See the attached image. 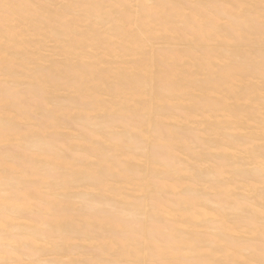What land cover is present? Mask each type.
Segmentation results:
<instances>
[{
    "label": "bare ground",
    "instance_id": "1",
    "mask_svg": "<svg viewBox=\"0 0 264 264\" xmlns=\"http://www.w3.org/2000/svg\"><path fill=\"white\" fill-rule=\"evenodd\" d=\"M58 1L0 0L1 24L13 22L0 26V65L14 75L25 76L23 79L29 77L28 85L37 89L32 95L37 98L35 102L17 105L14 103L21 99L19 93L1 91L0 124L4 125H0V139L13 135L11 140L14 135L29 133L30 136L18 137V140L31 143L33 149L43 147L30 151L34 156L31 166L49 168V172L31 173L25 168L30 166L27 163L29 155L19 156L18 147L14 148L16 153L0 151L3 155L0 159V264H90L81 259L80 248L67 246L74 241L78 244L97 238L102 240L99 247L102 255L121 256L128 259L124 263L129 264H153L149 260L156 252L170 255L166 262L159 264H171L176 260L180 264L191 259V264H264V187L262 191L256 190V183L264 185V179L254 177L264 170V153L259 151L264 148V6H256L264 4V0H204L196 2L199 8L184 6L181 1L185 0H158L156 6H152L150 0H126L128 3L124 0ZM243 3L250 8L241 14L238 10ZM49 4L57 6L50 10ZM84 4L90 5L82 8ZM230 10L236 13L229 14ZM184 29L190 32L183 41ZM23 34L34 35V40L21 39ZM50 35L55 44L47 54L44 40ZM159 45H164L161 52H158ZM132 55L137 56L136 59L122 60ZM218 61L223 62L222 66L213 70ZM128 62L132 64L128 66ZM117 63H126V66H116ZM30 64L34 67H29ZM58 92L63 93L62 97L65 93L80 95L87 98L88 103L83 108L77 104L79 98L56 103L61 97ZM4 105L10 108L4 109ZM132 105L136 107L131 108ZM173 106H182L180 114L167 112V108ZM81 108L83 116L78 117L76 124L86 127L83 132H88L87 128L91 130L89 136L93 133L96 139L77 130L73 131L75 137L68 131L69 124L64 123L70 113ZM99 110L109 116L110 110L119 111L122 119L109 117L103 121ZM91 112L95 114L89 115ZM135 114L141 117L140 123L123 119ZM193 123L205 124L207 128L199 130L198 126H192ZM49 129H53L49 132L59 135L58 138L54 136L49 140L41 134L44 130L47 134ZM118 129L119 135H104L105 131L117 132ZM184 129L194 131V136L182 135ZM206 130L211 132L206 133ZM71 134L78 142L70 140L73 144L68 145L82 147L83 157L67 156V148L60 145L73 139L69 138ZM242 138L260 140L263 145L246 148L249 141L244 142ZM139 141L146 143L140 154L136 152L141 148L136 145ZM124 142L131 144V149L124 148ZM151 144L154 150L162 147L159 149L165 148L167 153L175 150L172 153L179 155L171 156L166 152L153 155ZM104 146L108 150L102 151ZM211 149L216 152L211 153ZM74 152L79 155L78 151ZM210 154L220 159H216L217 164H214L215 156H212L214 161H210ZM180 155L187 159L184 161ZM16 157H20L22 160L18 162L22 163L16 161L19 158L14 160ZM188 158L198 162L192 163ZM209 161L213 165L207 164ZM178 163L188 165L179 168ZM137 167L140 168L138 175L135 174ZM164 170L168 174L164 178L157 176L160 179L154 181V174ZM249 173L254 174L253 178L250 175L248 178L252 179L245 181L249 179L244 175ZM34 174L41 179L32 183L30 178H34ZM196 176L214 182H195ZM99 182L104 190L96 188ZM185 182L188 184H183ZM236 183L246 185L243 187L248 193H240L243 187L239 189ZM125 185L134 189L127 190ZM82 186L97 193V196L90 190L77 193V197L78 194L91 197L94 193L88 202L94 209L92 212L74 208L75 199L66 196L69 189ZM163 188H177L181 193L177 192L179 196L170 194L172 199H169L159 192ZM211 190L216 191L213 192L218 199L207 194ZM154 192L161 194L158 196ZM103 194L107 198H102ZM240 195H244L241 199L248 202L247 206L241 205ZM173 196L178 197L174 199ZM250 204L253 208H249ZM44 208L54 209L50 211L52 214H44L53 218L33 215L43 212ZM29 210L35 212L26 216L24 212ZM120 216L135 217L143 224L141 230L135 227L134 232L124 233L133 238H127V234L125 237L115 235L114 228L129 227V220ZM169 217L173 222L167 221ZM213 217L218 218L221 225L215 224ZM136 219L131 221L138 224ZM147 220L163 225L157 224L154 228ZM164 221L171 226H166ZM98 225L107 226L108 230L99 228L103 233L92 232ZM202 227L206 230H201ZM209 228L222 230L211 234L213 231L209 233ZM77 229L85 234L75 233ZM206 231L210 236H218L219 244L212 242ZM155 233H161L160 237ZM164 235L170 239L165 240ZM245 235L257 240L260 246L253 250L251 246H243L245 241L238 247L228 242L240 236L241 240L243 236L249 241V236ZM17 237L24 239L23 247L29 246L28 254H20L26 258L25 262L17 257L19 252L17 256L12 254V246L21 244ZM30 243L49 244L52 249L50 253L43 252L32 248ZM221 250L226 253L215 261L214 255ZM183 253L195 257L186 258ZM49 254L56 256L58 261L39 260ZM90 256L91 259H85L106 264V258L102 260L97 254ZM132 257L139 259L133 261Z\"/></svg>",
    "mask_w": 264,
    "mask_h": 264
},
{
    "label": "rangeland",
    "instance_id": "2",
    "mask_svg": "<svg viewBox=\"0 0 264 264\" xmlns=\"http://www.w3.org/2000/svg\"><path fill=\"white\" fill-rule=\"evenodd\" d=\"M156 1H158V0H150V2H151V5L152 6H156L155 5V2ZM181 1V0H180ZM185 1H187V2H185ZM185 1H181L183 4H184V6H188V7H190L191 5L193 6V7H195V8H199L198 7V5H197V3L198 2H200V3H203V1L204 0H185ZM194 1V2H193ZM202 1V2H201ZM56 2H60V1H58V0H56ZM66 2H70V0L68 1H66ZM124 3H128V1H126V0H124L123 1ZM197 2V3H196ZM223 2H225V1H223ZM58 4V3H57ZM223 4V3H222ZM52 5V6H51ZM49 4V9L51 8V9H54L56 6H55V4L53 5V4ZM87 5H90V4H87ZM87 5H83V6H81L82 8H85V7H88ZM256 6H259V7H262V6H264V4H262V3H260V4H256ZM112 7H115V6H112ZM245 8V9H244ZM250 8V5L248 4H242L241 6H240V9L238 10V12H240L241 14H243L244 12H246V11H248V9ZM50 9V10H51ZM132 9H134V7L132 8ZM247 9V10H246ZM252 9H254V8H251L250 10H252ZM199 11H202V9H199ZM262 11V10H261ZM181 12H183V11H181ZM185 12H187V13H189V11L188 10H186ZM228 13L229 14H234V13H236L235 11H233V10H230V11H228ZM44 15L45 16H48V13H44ZM51 16V15H50ZM154 18L155 19H157V15H155L154 16ZM235 20V17H233L232 18V20ZM223 21V20H222ZM222 21H218L219 23H221ZM2 23V21H0V26L1 27H4L5 25H12L13 24V22H7L6 24L4 23V24H1ZM256 27H257V25H255ZM262 27V26H261ZM192 31V30H191ZM183 32H184V36H183V41H184V39H186V38H188V36L186 35V33H188V32H190V30H188V29H184L183 30ZM156 34V33H155ZM26 35V36H25ZM24 36V37H23ZM71 37H72V35H70ZM246 36H248V34H246ZM28 37H30V38H28ZM249 37V36H248ZM32 38V39H31ZM21 39H27V40H29L30 42H32L33 40H34V35H31V34H23L22 36H21ZM2 40L4 41L5 39L4 38H2ZM32 40V41H31ZM53 36L51 37V35L49 36V37H47V39H45L44 40V43L46 44V46H44V48H47L48 50H46L45 51V53H47L50 49H52V47H53V45L55 44L53 41ZM170 40V39H169ZM41 43H39L38 44V46L40 45ZM180 46H182V45H180ZM164 47V45L163 46H161V45H159V46H157V48L159 49V51L158 52H161V51H163L161 48H163ZM72 48V47H71ZM70 48V49H71ZM178 48H181V47H178ZM182 48H185V46L184 47H182ZM92 51L91 49H89L88 48V51ZM48 53H50V51L48 52ZM47 53V54H48ZM136 57L137 56H134V55H132V56H128V57H124L122 60H133V59H136ZM182 60H184V59H182ZM132 64V62H128L127 63V65L129 66V64ZM222 61H218L217 62V66H215L214 68H213V70H218L219 69V67L220 66H222ZM130 64V65H131ZM167 64V63H166ZM116 66L118 65H120V66H126V63L124 64V63H120V64H115ZM1 67H0V93H1V91H4V92H10V93H12V92H17V93H19L20 94V96H21V99H19V100H17V102H15L14 104L15 105H17V103H24V104H26V103H30V104H32L33 102H31V101H36L37 100V98H33V94H35L36 92H37V89L36 88H33V86H29L28 84H29V82L31 81V79L29 78V77H27L26 76V78L25 79H23L25 76H19V75H17V74H15L14 75V73L12 72V71H8V70H5V69H3V65H0ZM41 66H43V65H41ZM29 67H34V65L33 64H30L29 65ZM182 67H184V66H182ZM17 70H19V68H17ZM3 72H6V74H4ZM2 76V77H1ZM198 76V75H197ZM11 77V78H10ZM23 77V78H22ZM200 77V76H199ZM221 77V76H220ZM3 78V79H2ZM18 78V79H17ZM12 79V80H11ZM13 79H15V80H13ZM17 79V80H16ZM221 79V78H220ZM111 80V79H110ZM6 82V83H5ZM70 82V81H69ZM72 82H74V80L73 81H71V83ZM110 84H111V82H109ZM12 84V85H11ZM17 87V88H16ZM18 87H19V89H18ZM29 87V88H28ZM31 87V88H30ZM13 88V89H12ZM23 88V89H22ZM34 89V90H33ZM10 90V91H9ZM17 90V91H16ZM29 90V91H28ZM33 90V91H32ZM36 90V91H35ZM22 94V95H21ZM58 94L59 95H61V97L59 98V99H57L58 101H55L56 103H60V102H62L63 100H67V99H74V100H77L78 98H79V100H77V104H78V106H80V107H84V106H86L87 105V103H88V99L87 98H83V97H80V95H76V94H74V93H70V95L69 94H67V93H65L64 95H63V97H62V92H58ZM19 96V97H20ZM25 98H24V97ZM27 97V98H26ZM103 97V96H102ZM29 98V99H28ZM62 98V99H61ZM65 98V99H64ZM104 99H110V98H108V97H103ZM30 100V101H29ZM109 101H111V100H109ZM85 103V104H84ZM169 103H171V101L169 102ZM130 104V103H129ZM133 106H135L136 107V105H132L131 106V108L133 107ZM6 107H9L10 108V106H7V105H4V109H6ZM82 107V108H83ZM174 107V106H173ZM169 107V108H167L168 110H167V112L169 113V112H171V113H173V114H180V110L182 109L181 107L182 106H177V107ZM180 107V108H179ZM82 108H81V110L79 109V110H74L72 113H70L69 114V116H68V118H67V120H65L64 121V123H68L69 124V127H70V130H68L69 132H71V133H73V131H75V130H77L78 131V133L81 131V134L83 133V135L84 136H87V137H91L92 136V138H95L92 134L93 133H91V136H89V134L88 133H90V131L91 130H89L88 128L86 129V130H88V132L87 131H84L83 132V130H85V126H83V125H81L80 123H77L76 124V122L79 120L78 119V117H82L83 115H82ZM175 109V110H174ZM178 110V111H177ZM97 112H100V116H101V119L103 120V121H105L107 118H109V117H111V118H118V119H122V117H119V115L121 114V112H119V111H111L110 110V116L109 115H107V113H105L104 111H102V110H99V111H97ZM104 112V113H103ZM85 113V112H84ZM139 114H140V116H141V112H138ZM143 113V112H142ZM93 114H95V112H91V114H89V115H93ZM71 115V116H70ZM137 115V116H136ZM5 116V115H4ZM74 116H76V118L74 117ZM132 116H134V115H132ZM138 117V114H135V116L134 117H130V116H126V117H124L123 119L125 120V121H127V122H130V123H136V121H140L141 122V117ZM74 118V119H73ZM126 118H128V120L126 119ZM140 118V119H139ZM136 119H139V120H136ZM42 120V119H41ZM68 120L70 121V122H68ZM131 121H133V122H131ZM176 121H179V122H181L180 120H176ZM139 122V123H140ZM178 122V123H179ZM23 123H24V121H23ZM74 123V124H73ZM182 123V122H181ZM181 123H179V124H177V122H176V124L177 125H179V126H182V124ZM137 124V123H136ZM0 125H4V124H0ZM24 125H27V123H24ZM71 125V126H70ZM75 125V126H74ZM195 126L196 128H197V126L199 127V128H197V129H204V128H207V125H205V124H202V125H196V123H193L192 124V126ZM79 128V130H78V128ZM4 127V126H3ZM80 127H81V129H80ZM84 128V129H83ZM164 129H165V127H163ZM195 128V129H196ZM71 129H73V130H71ZM83 129V130H82ZM187 129V128H186ZM186 129H184L185 131L183 132V131H181V134L182 135H185V136H191V137H193L194 136V134L193 133H195L194 131L192 132V131H190V129H189V131L187 132V130ZM197 129L195 130V131H197ZM53 129H49L48 130V133L46 134V132H45V130L44 131H42L43 133H41L42 135H44L45 137H47V139H54L55 137H57V136H59V135H57L56 136V134L54 133L53 134V132L52 133H50L51 131H52ZM119 130L120 129H118V131L116 132V131H113V132H109V131H105L104 132V135H106V136H109V135H113V136H116V135H119L118 133H119ZM133 130V129H132ZM166 130V129H165ZM191 130H194V129H191ZM47 131V130H46ZM50 131V132H49ZM65 131H67V130H65ZM77 131H75V132H77ZM134 131V130H133ZM27 132V131H26ZM55 132V131H54ZM92 132V131H91ZM183 132V133H182ZM190 132V133H189ZM206 133H209V132H211V131H205ZM45 133V134H44ZM188 133V134H187ZM198 133V135H199V133L200 132H197ZM197 133L195 134V135H197ZM22 134V135H21ZM49 134V136H46V135H48ZM74 134V133H73ZM73 134H71L70 135V137L69 138H71V137H73L72 135ZM191 134V135H190ZM201 134H203V133H201ZM76 134H74V136H75ZM13 136V135H12ZM12 136H10V137H12ZM27 136H30V134L29 133H27L26 135L24 134V132L23 133H20V134H17V135H14V137H17V139H15L14 140V137L10 140V137H8V138H6V139H0V151H7V150H13V152L14 153H16L15 152V150H17L18 149V152H21V154L20 153H17V154H19V156L21 155V156H27V155H29V159L27 160V163H29V165L30 166H26L25 168H27V170H29L31 173L32 172H34V173H36V172H44V171H48L49 170V168H47V167H42V169H40V168H36L35 167V165L34 166H31V165H33V163H34V161H33V159H34V156H31L32 155V153L30 152L31 150H34V149H43V147H34V149H33V146L34 145H32L31 143V145L30 144H25V143H23V141H20V140H18L19 138H24V137H27ZM53 136V137H52ZM55 136V137H54ZM200 136V135H199ZM19 137V138H18ZM76 137V136H75ZM75 137H73V139L71 138V139H68V138H66L65 139V142L67 141V139L69 140V141H67L66 143H63V144H60L63 148H67V150H70V152L69 151H67V150H65V153H66V155L67 156H69V157H71V158H73L72 156H74V157H76V156H78V157H83L84 155V149L82 148V147H80V146H74L73 148H71L70 146L71 145H68V143L69 144H73V143H77L78 142V140H77V142H75L76 140H74V138ZM98 137V136H97ZM235 137V136H234ZM252 137H255L254 135H252ZM58 138V137H57ZM196 138H198L197 136H196ZM96 139V138H95ZM97 139H99V138H97ZM243 139H245V138H242V141H249V144H246L247 146H245L246 148L247 147H250L251 146V148H252V146L254 145V146H256L257 144L258 145H263L262 143H261V141L259 142V141H250V140H248L247 138L245 139V140H243ZM70 140H73V143H72V141L70 142ZM20 141V142H19ZM264 142V141H263ZM164 143V142H163ZM166 143V142H165ZM199 143V141H197V144ZM128 144V145H127ZM145 142L144 141H139L136 145L137 146H141V148H139L136 152L138 153V154H140V153H143L144 152V149H145ZM196 144V145H197ZM15 145H17V146H15ZM153 144H151L150 145V147H152V148H150V149H152L153 151H151V153L154 155H156V153L157 154H163V153H165L166 152V154H172V155H174V153H172V152H174L173 150L172 151H169V153H167V151H165L164 149L165 148H163L162 150L161 149H159V148H162V147H157L155 150H154V146H152ZM257 145V146H258ZM21 146V147H20ZM123 146H124V148H129V149H131L130 148V146H131V144H129V143H127V142H124L123 143ZM149 146V145H148ZM253 146V147H254ZM16 147H18L17 149H15L14 150V148H16ZM68 147H70L71 149H68ZM76 147V148H75ZM143 147V148H142ZM264 147V146H263ZM20 148V149H19ZM103 148H105V146L103 147ZM102 148V149H103ZM147 148H149V147H147ZM147 148H146V151H147ZM73 149H75L74 151H78L79 153V155H77V152H74L73 151ZM71 150H72V152H71ZM106 151V150H108V148L106 149H103L102 151ZM143 150V151H142ZM214 150V149H213ZM29 151V152H28ZM82 152V154H81V152ZM211 151H212V149H211ZM259 151H261V153L263 154L264 153V148L262 149V150H259ZM177 152V151H176ZM175 152V153H176ZM216 152V151H215ZM214 152V153H215ZM69 153V154H68ZM73 153V154H72ZM76 153V154H75ZM113 154H116L115 152H112ZM178 153V152H177ZM181 153V152H180ZM211 153H213V151L211 152ZM213 153V154H214ZM31 154V155H30ZM81 154V155H80ZM83 155V156H82ZM171 155V156H172ZM179 155V153L178 154H176V155H174V156H178ZM181 155H183L184 156V154H181ZM179 156L180 158H182V156ZM264 155V154H263ZM2 156L3 155H0V159L2 158ZM18 156V155H17ZM167 156H169V155H167ZM173 156V157H174ZM210 161L211 162H213L214 161V159H213V157L215 156V155H212V154H210ZM213 156V157H212ZM186 157V158H185ZM184 157V161L187 159V156H185ZM216 157V156H215ZM214 157V158H215ZM17 158H19V160H16ZM176 158H178V157H176ZM175 157H174V159H176ZM20 157H16L14 160H16L17 162L18 161H20ZM170 159V158H169ZM172 159V158H171ZM181 159V160H182ZM216 159H217V157L215 158V161H216ZM22 160V159H21ZM188 160H189V158H188ZM217 160H220V159H217ZM243 160V159H242ZM241 160V161H242ZM190 161V160H189ZM189 161H187V162H189ZM210 161H209V163H207V162H205V163H207V164H209L210 166L211 165H213L212 163L210 164ZM214 161V164L216 163L217 164V161L215 162ZM190 162H192V163H197L198 161H196V162H194V161H190ZM219 162H221V161H218V163ZM18 163H22V162H18ZM205 163H202L203 164V166H204V164ZM182 164V163H181ZM199 164H201L200 162H199ZM175 165H177V164H175ZM183 165H185V166H187L188 165V163H185V164H182V165H180L179 163H178V165H177V167H179L180 168V166L182 167ZM196 167H202V166H199L198 164H194ZM240 165V164H239ZM251 167V166H250ZM37 169V170H36ZM46 169V170H45ZM137 170H136V172H135V174L136 175H138V174H140V168H136ZM52 171V170H51ZM54 171H56V170H54ZM58 171V170H57ZM115 170L113 169V172H114ZM138 171V172H137ZM49 172V171H48ZM47 172V173H48ZM263 172H264V170H263ZM263 172L262 173H259V176L261 177H259L258 176V174L257 175H254V174H245L244 176L245 177H247L248 178V176H252V178H253V175H254V177L256 178V179H258V180H263L264 179V174H263ZM54 174V175H53ZM55 174H57L56 172L54 173V172H50V175H53V176H58V175H55ZM168 174V171H166V170H164V171H161L159 174L157 173V174H154V177L156 178L157 176L159 177H162V178H164L165 176L164 175H167ZM261 174H263V175H261ZM153 175V174H152ZM169 176V175H168ZM177 176V175H176ZM181 176L183 177L184 175H182V173H181ZM243 176V177H244ZM263 176V177H262ZM39 175H35L34 174V178H33V176H32V178H30L32 181V183H33V181H35V180H40L41 179V176L39 177ZM153 177V176H152ZM153 177V179H155ZM75 177H72V179H74ZM114 178H117V177H114ZM180 178V177H179ZM185 178V177H184ZM252 178H248L249 180H245V181H250V179H252ZM157 179V178H156ZM154 180V181H158L159 179H157V180ZM195 182L196 181H199V182H207L208 180H211V182H214L212 179H209V178H206V177H195ZM244 179H246V178H244ZM42 181V180H41ZM71 182H72V180H70ZM82 181V180H81ZM80 182V181H79ZM114 182V181H113ZM101 182H99V184H97L96 185V188L97 189H99V190H104V189H102L103 188V186L100 184ZM238 183V182H237ZM236 183V186H239L238 188L240 189V187H241V189H242V187L243 186H246V185H243V186H241L242 184L241 183H239V184H241V185H239V184H237ZM258 183V184H257ZM256 183V185H257V188H256V190H258V189H260L261 191H262V189L261 188H263L264 187V185H262L261 183H259V182H257ZM263 183V182H262ZM183 184H188V183H183ZM260 185V186H259ZM126 186V188H127V190H133L134 189V187L133 186H129V185H125ZM130 187L131 188H133V189H130ZM199 187V186H198ZM201 187V186H200ZM97 189H95V190H97ZM238 189V190H239ZM43 190V189H42ZM82 190H90L91 192H94V189H86V188H84L83 186L82 187H75V188H71V189H69V193L66 195L68 198H71V199H75V201H76V204H74L73 205V207L74 208H76V209H78V210H80V211H82V212H92V211H94V209L93 208H90L89 206H90V204L88 203L89 201H91L90 199L92 198V196H93V194L95 193H93V194H91L92 196L90 197V195H79L78 194V197H77V193H80V191H82ZM93 190V191H92ZM121 190H124V189H121ZM178 190V191H177ZM182 190V189H181ZM242 190H244V192H241ZM241 191H239L240 193H242V194H247L248 193V191H245V190H247V189H245V187H243V189H242ZM168 191H170V192H172V193H169ZM173 191H176V192H173ZM213 191H215V190H213ZM212 190L209 192H207V194L209 195V194H212V195H210V197L212 196V198L214 197V198H217L216 197V193L214 194V192H213ZM129 192V191H128ZM159 192H161V193H164V195H166V198H169V199H172V197H171V195H175V194H177L178 196H179V194L178 193H181V192H179V189H177V188H175V189H169V188H165V190H164V188L161 190V191H159ZM159 192H154V194H158V196H160V194L161 193H159ZM178 192V193H177ZM213 192V193H212ZM216 192V191H215ZM97 193H95V195H96ZM154 194H151V196L153 197L154 196V198H156V195H154ZM168 194V195H167ZM171 194V195H170ZM94 195V196H95ZM136 195H141V193H136ZM170 195V196H169ZM97 196V195H96ZM103 196V197H102ZM101 197L102 198H107V195L105 196L104 194L102 195ZM150 196V197H151ZM157 196V197H158ZM176 196V195H175ZM175 196H173L174 197V199H176L175 198ZM223 196V198H225L224 197V195H222ZM220 197V196H219ZM238 198H239V200L241 199V198H245L244 197V195H240V196H238ZM218 199V198H217ZM229 199V198H228ZM229 200H231V201H233V202H235L234 201V199L232 200V199H229ZM241 200H243V199H241ZM240 200V203H241V205L243 204V205H245L246 203H248V202H244L245 201V199L243 200V201H241ZM152 201H154V200H152ZM243 202V203H242ZM153 203V202H152ZM248 204H246V206H247ZM44 207V206H43ZM109 207L108 206H106L105 207V210L106 211H108L109 209H108ZM249 208H253L252 206H251V204H250V207ZM48 209V208H47ZM46 208H44V209H42V211L43 212H41V211H39V212H37V214H33V215H35V217H39V218H48V219H51V218H53V217H51V215L50 214H52L50 211H54V209L53 210H51L52 208H49L48 210H47ZM197 211H198V209H196ZM202 211V210H201ZM29 212H32V213H34L35 211L34 210H32V211H25L24 212V214L26 215V216H28V214L30 215L31 213H29ZM50 213V214H47V215H49V217L48 216H45L44 214H46V213ZM42 214V215H41ZM32 215V214H31ZM30 215V216H31ZM37 215V216H36ZM40 215V216H39ZM44 215V216H43ZM230 216V215H229ZM121 218H123L124 217V219L126 220V219H128L129 221V223H128V226L130 227H122V226H118V227H116V228H114V232H115V235L116 236H119V235H122V237H125V235L128 233V231L130 232L131 230L134 232V230L137 228V230H141V228L143 227V226H141V225H143V224H141V222L139 221V220H137L135 217H131V216H120ZM129 217H131V218H129ZM165 218H166V216H164ZM209 217V216H208ZM134 218V219H133ZM210 218H212V216L210 217ZM213 218H215V217H213ZM136 219V221H138V224H136L135 222H132L133 220H135ZM168 219V220H167ZM167 219H165V220H167L168 222L170 221H172V220H170L171 218L169 217V218H167ZM216 219V218H215ZM215 219H212L213 221H214V223L215 224H217V225H221V223H219L218 222V218L215 220ZM132 220V221H131ZM149 220H151V218L149 219ZM149 220H147L148 221V223L150 222ZM221 220V219H220ZM127 221V220H126ZM151 221H154L155 222V220L153 219V220H151ZM16 222V221H15ZM19 222H21L20 220H19ZM132 222V223H131ZM153 222V224L151 223V225L155 228V227H160V226H162V225H159L158 224V222L156 221V223L158 224V226H157V224H155ZM166 221H164V223H165ZM173 222V221H172ZM217 222V223H216ZM134 223L136 224V225H134ZM147 224V223H146ZM167 222H166V226H167ZM165 225V224H164ZM149 226H150V224H149ZM168 226H171V223H169L168 224ZM105 227V228H104ZM104 227H102V225H98L97 226V229H94V231H92V232H94V233H98V232H100V233H103L102 231H104V230H108V228H107V226H104ZM136 227V228H135ZM102 230H100V229ZM129 228V229H128ZM203 228V227H202ZM99 229V230H98ZM104 229V230H103ZM205 228H203V229H201V230H204ZM213 228H209L207 231L210 233L211 231H213L211 234H213L215 231H217L218 233L220 232V230H222V229H218V230H215L214 231V229L212 230ZM198 230H200L199 228H198ZM206 230V229H205ZM209 230H211V231H209ZM79 233V234H85L84 232H83V230L82 229H77V230H75L74 232L75 233H77V232ZM124 231V232H123ZM132 231L130 232V233H132ZM206 231V232H207ZM113 232V233H114ZM117 232H119V233H117ZM123 232V233H122ZM125 232H127L126 234H124ZM201 232H203V231H201ZM207 232V233H208ZM122 233V234H121ZM203 233H205V231L203 232ZM209 233L207 234V237H209L211 240H212V242H214L215 244H219V241H218V243H217V238H218V236H210L209 235ZM124 234V235H123ZM161 234V233H160ZM160 234H158V233H155V235L157 236L158 235V237H160L159 235ZM90 235V234H89ZM104 235V234H103ZM128 236H127V238H133V237H131V235H129V234H127ZM132 235H134L135 236V233L134 234H132ZM138 235V234H137ZM136 235V236H137ZM205 235V234H204ZM209 235V236H208ZM206 236V235H205ZM245 236H249V235H245ZM164 237V239L165 240H168V239H170V237L169 236H163ZM241 237V236H240ZM240 237H236V238H231L228 242L229 243H231V245L232 246H235V247H238V246H241V245H243V241H245L244 242V245L243 246H251V248L253 249L254 247L255 248H257L258 246H260V243L259 242H257V240H255L256 241V243H255V241L253 240V238H251V236H249V238H247L249 241H250V243H249V241H247L246 239H243L244 237L242 236V240L240 239ZM17 238H19V239H21V244L20 245H13L12 246V254H13V256L16 254V253H18V254H16L15 256H17V257H19V259L21 260V262H23V260H24V262L25 261H27L26 260V258H23L22 257V255H20V254H28L29 253V246H27V245H24V247L22 246L23 244H22V242L24 241V239H22L21 237H17ZM167 238V239H166ZM98 239V238H97ZM96 239V241L95 240H91L90 242H79L78 244L77 243H75V241L73 242V243H71L70 245H68L67 247L68 248H76V249H79V250H82L81 251V254L83 255L82 257H81V254L80 255H78V257L80 256L81 257V259L83 260H85L86 262H88L89 261V263L91 264V262H92V264H102L101 262L99 263H96L95 261L93 262L92 260H86L87 258H89V259H91L90 257V255H93V254H97L102 260L104 259V258H106V264H108V263H110V264H123L124 263V260H128V259H124L123 257H121V256H117V258H115L116 256H111L110 254L109 255H102L101 254V250H100V252H99V247H100V243L102 242V240H100V238L97 240ZM240 239V240H239ZM252 239V240H251ZM100 240V241H99ZM237 240V241H236ZM95 241V242H94ZM252 241V242H251ZM226 241H222L221 243L222 244H224ZM225 243V244H228V245H230L229 243ZM215 244H213V245H215ZM249 244H251V245H249ZM253 244H254V246H253ZM30 245H32V243H30ZM22 246V247H21ZM25 246H27V247H25ZM75 246V247H74ZM82 246V247H81ZM253 246V247H252ZM38 248V249H40V250H42L43 252L45 251V252H47V251H49L48 253H50V249H52V247H51V245H49V244H47V245H43V244H41L40 246L39 245H37L36 243H34L33 245H32V248ZM84 248V249H83ZM250 248V247H249ZM6 250H8V251H10L9 249H6ZM5 250V251H6ZM114 250V249H113ZM251 250V249H250ZM253 250H255V249H253ZM252 250V251H253ZM115 251V250H114ZM118 251V250H117ZM84 253H87V254H85V255H87V257L84 255ZM222 253V254H221ZM224 253H226V251H220V252H218V254H216V255H214V260L216 261V260H219L220 258H222V256L221 255H223ZM89 255V256H88ZM154 255V256H153ZM151 257H150V260L149 261H151V262H153V264H159V262L161 261H164V262H166L167 261V259H168V257H170V255L168 254H163L162 252L161 253H158V252H156V253H154ZM164 255V256H163ZM183 255H184V257H186V258H188V257H195L194 256V254H187V253H183ZM162 256V257H161ZM79 257V258H80ZM22 258V259H21ZM86 258V259H85ZM139 259V257H132L131 259L134 261V260H136V259ZM161 258H163V259H161ZM167 258V259H166ZM122 259V260H121ZM157 259H159V260H157ZM39 260H49V262H51V261H58V259H57V257L56 256H54V255H52V254H49V256L47 255V256H44L43 258H39ZM156 260L158 261V262H156ZM120 261H121V263H120ZM177 261V260H176ZM174 262V261H171V264H177L178 263V261L177 262ZM185 261H188L187 263L185 262ZM185 261H183V263L185 262L186 264H191V262H192V259L191 260H185ZM116 262H118V263H116ZM156 262V263H155ZM160 262V263H161ZM182 262H180V264H181ZM182 263V264H183ZM184 263V264H185ZM124 264H129V262L128 263H124ZM131 264H136V263H131Z\"/></svg>",
    "mask_w": 264,
    "mask_h": 264
}]
</instances>
